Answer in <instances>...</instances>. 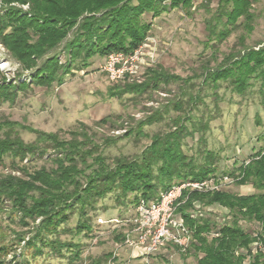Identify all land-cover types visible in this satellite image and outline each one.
Segmentation results:
<instances>
[{"label": "rangeland", "instance_id": "rangeland-1", "mask_svg": "<svg viewBox=\"0 0 264 264\" xmlns=\"http://www.w3.org/2000/svg\"><path fill=\"white\" fill-rule=\"evenodd\" d=\"M218 1L195 0L188 13L173 9L156 18L142 16L143 21L152 25L147 37L152 43L146 49L145 64L138 74L120 82L107 78L101 69L105 57L95 55L83 68L73 67L68 73L59 70L60 82L56 76L45 85H35L33 80L45 58L38 59L36 66L28 69L0 44V85L15 86L11 100H0V139L9 136L31 144L36 142L38 132L58 134L63 140H69L70 131L83 133L88 141L87 149L94 147L95 152L84 163L77 164L81 174L75 178L76 193L101 167L114 168L115 159L137 160L156 137L174 131L179 122L186 132L192 133L182 140L184 155L195 165H203L206 154L210 153L216 171L210 178L197 182H204L206 188H182L178 205L184 203L181 201L184 191L207 193L215 191L207 188L216 187L218 191L237 195L254 193L250 185L236 184L235 177L241 165L264 149V79L250 75L241 92L227 81L219 80L212 86L204 79L207 72L234 61L246 49L264 46V0L252 6L255 17L250 32L239 25L242 22L239 19L238 28L228 26L229 33L221 40L219 32L225 28L221 24L225 18L219 21L213 18ZM10 5L22 13L29 11L28 5ZM7 8L0 1V16ZM209 20L214 35L206 28ZM71 37L70 32L48 57L56 56L58 64H66L69 56L65 47ZM156 66L176 78L146 93L124 92L125 84L143 82L145 72ZM179 101L182 107L177 111L174 103ZM55 155L42 142L36 154L27 155L21 162L4 154L0 178L49 172L56 168L52 161ZM187 182L191 181L173 183L171 187ZM66 190L73 192L74 188L68 186ZM38 196L37 192H30L27 203ZM115 197L116 193L107 194L88 207L94 209L87 210L89 232H77L81 216L80 207L76 206L66 210V220L55 232L41 235L37 230L42 217H24L10 202L0 199V264H144L136 249L126 241L132 229L128 221L135 216L134 205L139 199L135 202L134 196L129 195L119 204ZM184 213L192 219L209 218L218 224L232 219L227 209L205 206L199 201H193ZM175 217L183 221L177 211ZM239 225L245 233L254 235L260 231L254 222L240 220ZM52 241H56L55 245H49ZM191 241L190 235L189 244L183 250L167 245L151 257L150 264H195ZM251 248L254 252L256 246Z\"/></svg>", "mask_w": 264, "mask_h": 264}, {"label": "trees", "instance_id": "trees-1", "mask_svg": "<svg viewBox=\"0 0 264 264\" xmlns=\"http://www.w3.org/2000/svg\"><path fill=\"white\" fill-rule=\"evenodd\" d=\"M8 6L0 16V44H2L25 68H33L36 61L45 58L39 66L33 80L35 85H45L58 76V71L68 73L74 67L83 68L93 56L106 57L111 53L130 54L149 36L151 23L142 20V16L152 18L173 9L190 12L195 0H0ZM208 1V0H207ZM259 0H219L214 20L225 28L220 29L219 40L228 33V26L236 29L242 25L247 32L252 29L255 17L252 6ZM10 4L28 5L29 11L22 13ZM29 15V16H28ZM242 22L237 25V20ZM211 20L206 21L211 35L215 34ZM72 33L67 42L68 60L58 64L56 56L48 57ZM79 60V61H78ZM230 59H227L229 61ZM226 61V62H227ZM79 62V63H76ZM46 73V76L43 74ZM264 79V46L254 50L246 49L233 61L216 70L206 73L204 82L215 86L219 80L227 81L237 92L245 89L250 75ZM176 77L167 74L161 67L148 69L141 83H127L124 92L142 94L157 90L160 84L168 85ZM61 81V75L56 78ZM126 80V79H124ZM120 82V81H117ZM20 86V88H23ZM14 85H0V100H11L15 96ZM177 111L182 102L174 103ZM104 122V121H99ZM69 140L59 139L58 134L37 133L35 143L25 144L19 138L6 136L0 139V161L4 154L17 158L20 162L27 155L37 153L39 144L56 153L49 172L38 171L21 177L7 175L0 178V199L11 203L24 217H42L37 233H53L66 220V210L80 207L81 219L76 230L90 231L87 210L97 199L116 193V201L123 204L129 195L138 199L153 200L182 181L202 182L210 178L216 169L207 153L203 165H195L182 151V140L191 136L186 128L176 123L175 129L163 137H156L137 160L115 159L114 168L101 167L86 181V185L75 193V178L81 174L78 162L84 163L93 156L94 147L87 149V139L77 130L70 131ZM84 136L78 140V136ZM94 149V150H93ZM44 150L39 152L42 154ZM96 160V159H95ZM98 160V159H97ZM68 165H65V164ZM23 170V169H19ZM18 171V170H17ZM24 171V170H23ZM235 182L238 185H250L255 191L248 195H237L223 191L182 192L183 204L176 207L184 224L190 231L193 241L190 247L196 257L195 264H264V149L252 155L247 164L238 168ZM68 186L74 191L68 192ZM30 192L38 197L27 203ZM193 201L205 206L218 205L229 211L232 219L228 223L218 224L209 218L192 219L184 213ZM94 210V209H91ZM90 210V211H91ZM254 222L260 231L252 235L245 233L239 221ZM52 241L49 245H55ZM59 245V244H57ZM255 245V251L251 246ZM76 247V245H69Z\"/></svg>", "mask_w": 264, "mask_h": 264}, {"label": "built area", "instance_id": "built-area-1", "mask_svg": "<svg viewBox=\"0 0 264 264\" xmlns=\"http://www.w3.org/2000/svg\"><path fill=\"white\" fill-rule=\"evenodd\" d=\"M152 40L145 41L130 54L111 53L105 57L101 69L111 82L131 79L138 74L144 65L146 49ZM151 58V57H149ZM203 183L187 182L173 186L161 192L156 199H139L134 205L135 216L128 222L132 226L130 234L126 235L127 244L136 249L144 260L150 264V259L167 245L185 249L189 244L190 231L182 219L175 217L178 200L182 188H206ZM209 190H218L216 187ZM102 223V219H98Z\"/></svg>", "mask_w": 264, "mask_h": 264}]
</instances>
